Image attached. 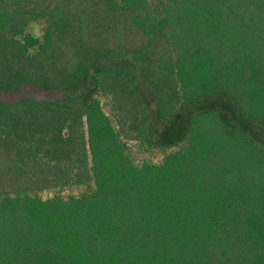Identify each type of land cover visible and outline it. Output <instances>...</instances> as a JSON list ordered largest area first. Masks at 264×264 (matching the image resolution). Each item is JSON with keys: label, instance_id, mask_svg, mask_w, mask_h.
I'll use <instances>...</instances> for the list:
<instances>
[{"label": "trees", "instance_id": "trees-1", "mask_svg": "<svg viewBox=\"0 0 264 264\" xmlns=\"http://www.w3.org/2000/svg\"><path fill=\"white\" fill-rule=\"evenodd\" d=\"M0 264H264V0H0Z\"/></svg>", "mask_w": 264, "mask_h": 264}, {"label": "rangeland", "instance_id": "rangeland-1", "mask_svg": "<svg viewBox=\"0 0 264 264\" xmlns=\"http://www.w3.org/2000/svg\"><path fill=\"white\" fill-rule=\"evenodd\" d=\"M28 31L31 32L34 35L40 36L43 32V24L41 22H33L29 25ZM18 94L20 95H33L38 97H43L46 94L37 92L33 87H23ZM101 101L103 102V106L105 111L108 112V105L106 104V99L101 97ZM127 151L131 159L136 164H141L144 161H150V162H160L163 158V156L169 151L164 150L157 147H148L146 145H142L136 141H129ZM92 187V186H91ZM88 187H78V188H71V189H64L60 191L63 195H77L83 191H86ZM57 193L56 190L51 191H45L41 193L42 197H49Z\"/></svg>", "mask_w": 264, "mask_h": 264}]
</instances>
